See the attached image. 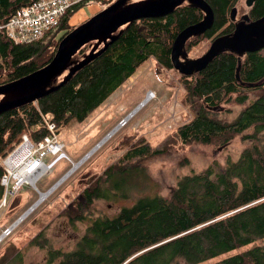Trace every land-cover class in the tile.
Instances as JSON below:
<instances>
[{
  "label": "trees",
  "instance_id": "trees-1",
  "mask_svg": "<svg viewBox=\"0 0 264 264\" xmlns=\"http://www.w3.org/2000/svg\"><path fill=\"white\" fill-rule=\"evenodd\" d=\"M34 1L0 0V86L44 67L69 32L103 10L97 7L96 13L72 25V18L80 10L95 3L84 0L43 38L19 43L10 36V23H6ZM207 1L215 11V23L205 34L190 38L187 51L201 39L213 41L232 33L235 24L229 13L235 5L239 4L238 19L243 13L252 19L264 15V0H256L252 7L244 5V0ZM202 17L199 8L185 2L167 16L143 18L123 26L117 40L60 89L0 115V161L24 134L34 143L51 135L46 124L49 117L59 129L72 120H86L150 57L166 68H174L171 49L175 37ZM92 45H84L73 61L82 59ZM238 58L236 53L225 51L204 70L192 76L180 74L194 117L180 125L161 147L137 138L103 174L83 188L66 210L73 224L88 221L73 248L51 247L43 230L30 240V244L47 249L48 264H203L214 259L206 264H264V92L252 100L240 93L245 88L264 89V48L242 56L240 79L236 76ZM66 73L52 80V85L60 83ZM234 93L239 94L236 98L240 103L248 101V105L227 121L217 108L229 102ZM239 134L251 144L236 160L228 157L217 170L208 166L184 175L169 196L144 194L113 216L89 213L96 199H110L116 194L127 197V192H119L128 187L133 175L145 174L152 181L146 165L139 164L167 153L170 144L176 142L183 148L193 142L207 145L216 141L226 146ZM213 164L218 165L216 161ZM4 172L0 164V202L5 191L1 183ZM238 249L241 251L227 255Z\"/></svg>",
  "mask_w": 264,
  "mask_h": 264
},
{
  "label": "rangeland",
  "instance_id": "rangeland-1",
  "mask_svg": "<svg viewBox=\"0 0 264 264\" xmlns=\"http://www.w3.org/2000/svg\"><path fill=\"white\" fill-rule=\"evenodd\" d=\"M243 4H246V0ZM95 5L98 7V2L90 4L93 6L91 8H83L84 11L79 15L77 13L71 20L72 25L80 24L84 16L94 14H91V9L94 10ZM237 7L239 9V4ZM210 44V39H201L188 56L195 58L202 55ZM180 76L175 68H166L150 57L83 122L72 120L59 129L49 117L48 121L54 123V130L64 142V150L69 158L56 160V166L53 165L42 176L38 173L31 178L27 172L16 175V181L23 177L27 181L23 182L21 189L13 192H10L13 187L11 184L4 199L6 204L0 205V264H48L47 249L30 244V240L41 230L51 247L65 250L73 248L88 221L86 219L85 223L73 224L66 210L72 206L73 200L80 197L83 188L103 174L137 138L143 137L146 143L161 147L174 136L180 125L194 117L195 111L186 100L184 80ZM247 90L253 89L245 88L240 93L248 94L250 100L264 92V89ZM150 92H155V95ZM237 95L232 94L229 102L217 108L220 117L227 121H232L248 105V101L240 103ZM214 142L207 145L193 142L183 148L176 142L170 144L167 153L142 160L139 164L146 165L152 181L145 174L133 175L128 180V187L119 192H127V197L116 194L110 199H96L89 213L94 216L99 213L113 216L122 207L134 204L144 194L157 192L167 197L184 175L203 171L208 166L217 170L225 165L228 157L236 160L244 148L251 144L249 141L244 142L241 134L226 146ZM55 158L50 154L45 156L46 164ZM213 161L218 165H214ZM77 163L80 164L78 167ZM1 165L5 171L4 161ZM112 192L117 193L115 188ZM241 249L227 255L236 254Z\"/></svg>",
  "mask_w": 264,
  "mask_h": 264
},
{
  "label": "water",
  "instance_id": "water-1",
  "mask_svg": "<svg viewBox=\"0 0 264 264\" xmlns=\"http://www.w3.org/2000/svg\"><path fill=\"white\" fill-rule=\"evenodd\" d=\"M117 0L69 32L59 43L52 60L44 67L12 82L0 86V115L8 110L21 107L50 94L66 83L73 75L102 55L113 44L119 30L134 21L143 18L167 16L185 2L199 8L203 17L184 27L175 37L171 59L174 68L180 74L192 76L204 70L218 55L225 51L236 53L238 58L237 79H240L242 56L264 48V15L252 19L248 13L238 19L239 9H230V19L235 24L234 31L216 37L202 55L190 58L187 42L194 36H201L210 30L216 20L212 5L207 0ZM256 0H246L252 7ZM118 32V33H117ZM93 43L90 51L80 60L73 57L86 44ZM66 73L63 80L52 85L51 81Z\"/></svg>",
  "mask_w": 264,
  "mask_h": 264
},
{
  "label": "built area",
  "instance_id": "built-area-1",
  "mask_svg": "<svg viewBox=\"0 0 264 264\" xmlns=\"http://www.w3.org/2000/svg\"><path fill=\"white\" fill-rule=\"evenodd\" d=\"M82 1L84 0H35L17 12L18 21L10 23L9 34L19 43L43 38L60 23L65 14L75 4ZM91 1L98 2L99 9H105L117 0ZM152 94L155 95V92ZM46 124L52 132L51 135L34 143L28 135L24 134L12 151L1 159L0 162L2 164V161H4L6 170L1 180L5 191L0 205L6 204L4 199L10 191L11 184L13 187L10 192H13L16 189H21L23 182L26 181L23 175H20L23 177L22 179L16 181V175L27 172L30 175L29 177L34 178L37 175L32 174V172L36 167H43V172L47 173V170L59 161L58 159L68 158L64 150V142L61 141L60 135L54 130V123L49 122L47 119ZM49 154L56 158L46 167L45 156Z\"/></svg>",
  "mask_w": 264,
  "mask_h": 264
},
{
  "label": "bare ground",
  "instance_id": "bare-ground-1",
  "mask_svg": "<svg viewBox=\"0 0 264 264\" xmlns=\"http://www.w3.org/2000/svg\"><path fill=\"white\" fill-rule=\"evenodd\" d=\"M18 21V17H17V15L16 14H14L12 17H11V19L6 23V24H8V23H14V22H17ZM149 95V94H148ZM69 158V157H68ZM67 158V159H68ZM66 159V158H65ZM83 162V161H82ZM82 162L80 163V164H82ZM78 165H79V163H77ZM46 165V167H48V165L47 164H45ZM25 169H27V168H25ZM38 173H40V176H42L43 174H44V172H43V167H40V168H38V167H36L35 169H34V171L32 172V174H38ZM28 178V177H27ZM39 180V179H38ZM27 181V180H26ZM30 181V180H29ZM43 197H45V196H43Z\"/></svg>",
  "mask_w": 264,
  "mask_h": 264
},
{
  "label": "crops",
  "instance_id": "crops-1",
  "mask_svg": "<svg viewBox=\"0 0 264 264\" xmlns=\"http://www.w3.org/2000/svg\"><path fill=\"white\" fill-rule=\"evenodd\" d=\"M235 6H237V5H235ZM91 7H93V6H90V8H91ZM95 7H96V5H95ZM85 8H86V7H85ZM83 11H84V9L80 10V11L78 12V15L80 14V12H83ZM97 11H98V8H97V7H96L94 10L91 9V14H92V13H96ZM89 17H90V16H89ZM87 18H88V17L84 16V17L82 18L81 21H84V20L87 19ZM256 19H257V18H256ZM146 99H147V98H146ZM117 126H118V125H117ZM117 126H116V127H117ZM116 127H115V128H116ZM114 130H115V129H114ZM114 130H113V131H114ZM79 165H80V164H79ZM79 165L77 164L76 167H78Z\"/></svg>",
  "mask_w": 264,
  "mask_h": 264
},
{
  "label": "flooded vegetation",
  "instance_id": "flooded-vegetation-1",
  "mask_svg": "<svg viewBox=\"0 0 264 264\" xmlns=\"http://www.w3.org/2000/svg\"><path fill=\"white\" fill-rule=\"evenodd\" d=\"M135 1H138V0H129V2L128 3H131V2H135ZM211 42H212V40H211ZM91 49V48H90ZM90 51V50H89ZM88 51V52H89ZM190 51H191V49L188 51V54H190ZM203 54V53H202ZM190 57V56H189Z\"/></svg>",
  "mask_w": 264,
  "mask_h": 264
}]
</instances>
